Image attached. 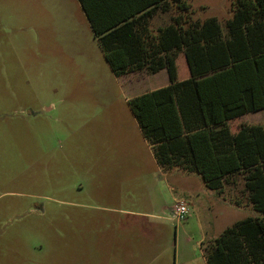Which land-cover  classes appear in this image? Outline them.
I'll use <instances>...</instances> for the list:
<instances>
[{
  "label": "rangeland",
  "instance_id": "374dc122",
  "mask_svg": "<svg viewBox=\"0 0 264 264\" xmlns=\"http://www.w3.org/2000/svg\"><path fill=\"white\" fill-rule=\"evenodd\" d=\"M73 1L0 0V264H207L226 228L256 216L244 176L221 191L154 178L128 100L161 76H114ZM234 1L190 0L223 28Z\"/></svg>",
  "mask_w": 264,
  "mask_h": 264
},
{
  "label": "trees",
  "instance_id": "16d2710c",
  "mask_svg": "<svg viewBox=\"0 0 264 264\" xmlns=\"http://www.w3.org/2000/svg\"><path fill=\"white\" fill-rule=\"evenodd\" d=\"M133 1L141 5L129 17L146 16L165 0ZM171 1L180 13L189 11L187 0ZM232 11L226 32L216 18L184 29L181 15L160 30L152 50L141 48L133 22L105 28L91 22L116 77L168 72L170 86L128 100L157 163L198 173L214 191L224 180L244 176L256 216L226 228L207 251V264H264V128L234 133L230 125L264 109V0H235Z\"/></svg>",
  "mask_w": 264,
  "mask_h": 264
},
{
  "label": "crops",
  "instance_id": "0c3cea01",
  "mask_svg": "<svg viewBox=\"0 0 264 264\" xmlns=\"http://www.w3.org/2000/svg\"><path fill=\"white\" fill-rule=\"evenodd\" d=\"M73 2L75 3V8L77 9L78 14L79 13L81 14L83 24L86 25L88 28H90V30L92 31V33L94 35L95 40L97 41V43L99 45V47H100L99 37H97L95 35V32H94L93 27H92L91 19L94 21L96 26H98V28H103V27L105 28L107 26H117L118 27V26H122L124 24H128L130 22H133L134 23L133 24L134 31L135 32L137 31L142 35L143 39L140 42V45H141V48L144 50H152L156 46L158 47V45H159L158 35L160 34V30H162V29H164L170 25L175 24L176 19L179 18L181 15H183L182 18H183L184 29H186L188 27V24L192 23V21L202 23L205 20L209 19V18H207V19H204L203 21H200L197 18H194L195 12L192 10V4H191L190 0H187V3L190 5L189 11L183 12V14L180 13L181 11L177 10V6L173 1L165 0L163 3L157 4L156 5L157 7H155L154 11H152L150 14H148L146 16H142V17H139L140 15H142V13H140L139 15L129 17L130 12H132L133 10H136L141 5L140 3H137L133 0H74ZM73 2L70 5L71 10L74 8ZM151 8H154V6ZM232 16H233V11H232ZM211 18H216V17H211ZM186 22H187V24H186ZM218 22H219V20H218ZM221 26H222V24H221ZM222 28H223V26H222ZM223 30H224V32H226V27L223 28ZM100 49H101V47H100ZM101 51H102V49H101ZM183 58L184 57H182V54H180L178 56L177 62L181 61V59H183ZM184 66H186V64ZM140 72H143V71H140ZM135 73H138V72H135ZM148 74H151V73H148ZM127 75H129V74H127ZM127 75H123V76L117 77V78L121 79ZM151 75H155L157 77L161 76V77H159V81H158L159 86L152 89L151 91H148V92H152V91H155L158 89L166 88V87L171 85L170 78H169V75H168V72L166 69H162L161 71L154 73V74H151ZM188 77H190V75L185 76L183 78H180L179 80H183V79H186ZM148 92H145V93H148ZM145 93H143V94H145ZM140 95H142V94H140ZM140 95H138V96H140ZM134 97H137V96H134ZM134 97H132V98H134ZM132 98H130V99H132ZM262 111H263L262 114H257V113H260ZM244 116H250V117H254V118H257L258 116L264 117V109L260 110V111L245 114L241 117H238L235 121H232L230 123V125H231V130L234 133H237L241 128H243L245 126L259 125V124H251V125L240 124L238 120L243 118ZM134 119H135V117H134ZM135 121H136V119H135ZM232 123L233 124L236 123V125L232 126ZM137 125H138V123H137ZM260 126H262L264 128V124L260 125ZM138 129H139V131L141 133V137L143 139L142 144L146 145V147L149 151V155L152 158L153 163L156 165L157 171H156V174H154V178H156L158 180H161V179H163V180L164 179H166V180H168V179L179 180L178 182L172 181L173 183H175L172 185H170L166 182L165 185L171 186V188L173 190L176 189L175 185L177 186L178 184H180L181 186H184V189H186V188L190 189L193 187L194 184L200 183V181H201V183L204 184V186L206 188H208L206 186L205 182L203 181L201 175H199L198 173L190 172V171L182 169L180 167H169V168L168 167H165V168L161 167L157 163V160L155 158L154 147L145 139L139 125H138ZM161 185H164L163 182L161 183Z\"/></svg>",
  "mask_w": 264,
  "mask_h": 264
},
{
  "label": "built area",
  "instance_id": "2783aa9c",
  "mask_svg": "<svg viewBox=\"0 0 264 264\" xmlns=\"http://www.w3.org/2000/svg\"><path fill=\"white\" fill-rule=\"evenodd\" d=\"M189 209L185 203H179L172 208V218L176 221L186 220Z\"/></svg>",
  "mask_w": 264,
  "mask_h": 264
}]
</instances>
